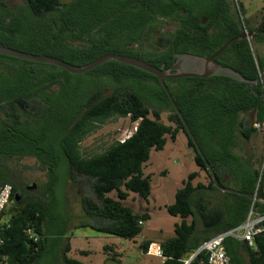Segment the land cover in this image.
<instances>
[{"label":"trees","instance_id":"1","mask_svg":"<svg viewBox=\"0 0 264 264\" xmlns=\"http://www.w3.org/2000/svg\"><path fill=\"white\" fill-rule=\"evenodd\" d=\"M263 22L264 15H248L242 0H22L13 4L0 0V44L76 65L119 53L165 68L174 63L175 53L210 57L228 40L255 31ZM255 43L264 70L259 49L264 44V24ZM217 61L252 82L226 76L190 77L167 79V86L219 184L264 197V166L260 171L251 157L243 160L239 140V134L250 141L259 133L256 122L264 125V77L249 39L233 41ZM164 112L175 126L162 120ZM33 113L41 116L33 118ZM128 116L137 123L130 136L99 152L81 151L82 142L100 124ZM180 129L209 181L194 183L199 171L189 173L175 201L166 205L171 216L180 217L174 235L159 243H142L146 252L151 246L155 252L162 250L160 264H184L210 238L243 225L251 210L264 215V202L216 186L157 76L114 60L73 74L0 54V187L13 186L0 215V261L37 264L50 243L60 261L64 243L70 248L68 186L82 191L84 219L77 226L135 239L151 214L136 212L125 201L131 192L149 200L153 186L144 166L153 151L164 149L168 135L176 139ZM26 156L35 158L48 177L34 190L20 184L14 163ZM28 226L39 235L37 242L26 234ZM225 247L232 264H264V228L255 235L254 245L230 235ZM108 256L119 262L116 253ZM206 258L205 252H199L193 262Z\"/></svg>","mask_w":264,"mask_h":264},{"label":"rangeland","instance_id":"2","mask_svg":"<svg viewBox=\"0 0 264 264\" xmlns=\"http://www.w3.org/2000/svg\"><path fill=\"white\" fill-rule=\"evenodd\" d=\"M9 3H20L22 0H7ZM248 15L256 13L264 15V0H242ZM171 27V24L168 25ZM264 54V44L259 47ZM107 91L105 94H109ZM33 118L41 116L33 113ZM246 119L245 115H242ZM35 118V119H36ZM162 120L167 124L169 113L162 114ZM174 125V123H172ZM137 123L130 117L111 118L106 123L100 124L81 144V151L88 155L99 152L116 140H124L130 136ZM175 126V125H174ZM243 154L251 157L257 169L262 170L264 164V129L252 137L250 141L239 134ZM195 151L188 144V137L180 129L177 138L168 135L167 144L163 150L153 151L150 160L144 166L145 175H150L152 180V194L148 201L131 192L125 201L136 212L145 211L151 214V219L145 223L143 232L135 239H124L111 234H104L90 227L77 226L83 221L84 213L80 202L82 191L75 186L66 189L67 213L71 217V226L68 231L70 238L59 250L60 261L55 254L56 247L51 243L37 264H75L69 260H76L80 264H160L162 258L153 252L143 250L145 240L154 242L164 241L174 235V224L180 217L171 216L166 205L175 201V193L181 187L183 179L193 171H199V176L194 183H208L209 177L205 170L200 169L195 163ZM18 167L20 184L43 186L48 177L35 158L26 156L15 162ZM115 196V193H111ZM255 216L253 215L252 218ZM108 245L112 248L105 249ZM113 249V250H112ZM116 253L119 262L109 260V254Z\"/></svg>","mask_w":264,"mask_h":264},{"label":"water","instance_id":"3","mask_svg":"<svg viewBox=\"0 0 264 264\" xmlns=\"http://www.w3.org/2000/svg\"><path fill=\"white\" fill-rule=\"evenodd\" d=\"M264 22L255 30V31H245L241 35L228 40L223 47H221L216 53L211 55L210 57H205L201 55H197L194 53L189 52H179L175 53V61L172 65L165 67V68H159L150 62L134 57V56H128L124 54L119 53H108L105 55H102L91 62L85 64V65H76L72 64L70 62H67L61 58L47 55V54H34L25 52L22 50H18L3 44H0V54L11 56L14 58H19L26 61L36 62V63H43V64H49L54 65L60 68H63L64 70L73 73V74H84L87 73L96 67L114 60L118 61L123 64L131 65L134 67H137L143 71H146L148 73H151L155 76H157L166 90L169 99L174 107V109L179 114L180 118L182 119L184 123V127L192 139L194 146L198 153H200L206 163L207 169L212 174L213 180L218 188H220L223 191H229V192H236V193H243L247 196H249L251 199L256 201L264 202V197L257 195L255 193H244L241 192L235 188L221 186L219 184V181L217 179L215 170L213 169V166L207 159L206 155L204 154L196 136L192 132L189 124L187 123L186 119L184 118L183 113L177 106L173 95L167 86L166 80L167 79H182V78H190V77H202V78H209L212 76H226L230 77L232 79L241 81V82H252L250 79L245 78L239 71L235 70L232 67L222 65L220 62L217 61V57L224 52V50L235 40L237 39H249L252 45V49L256 58V61L259 65V68L261 70V74L264 77V70L261 66V62L258 55L257 46L255 43V35L260 31L261 27L263 26ZM37 185L34 183L33 185L27 186V190H34L36 189ZM17 195V200H19V194Z\"/></svg>","mask_w":264,"mask_h":264},{"label":"built area","instance_id":"4","mask_svg":"<svg viewBox=\"0 0 264 264\" xmlns=\"http://www.w3.org/2000/svg\"><path fill=\"white\" fill-rule=\"evenodd\" d=\"M254 126L258 130H263L264 125L256 122ZM264 166V164H263ZM263 171V167H262ZM13 191V186L10 183H6L0 187V215L6 209L9 204L11 194ZM255 216L252 218V216ZM263 221L264 215L255 213L253 210L250 211L247 221L241 225L240 227L233 229L231 231L218 234L201 245L196 253H194L189 259L185 260L184 264H194L193 258L199 252H205L207 255L206 260L200 261L198 264H232L231 257L227 253L225 247V238L227 236L233 235L236 237H240L248 242L249 245H254V237L257 233L263 230ZM26 234L33 239L34 242L39 240V235L35 232L34 228L28 226L26 229ZM3 245V239L0 236V248ZM153 246L150 247L149 252H153L154 254L160 256L163 260V252L159 248L158 251L152 250ZM37 249V248H36ZM0 264H6L4 261H0Z\"/></svg>","mask_w":264,"mask_h":264},{"label":"crops","instance_id":"5","mask_svg":"<svg viewBox=\"0 0 264 264\" xmlns=\"http://www.w3.org/2000/svg\"><path fill=\"white\" fill-rule=\"evenodd\" d=\"M5 219H6V217H4V218L2 219L1 223H2L3 221H5ZM179 221H180V218H179V220H176V222H179ZM176 222H175V223H176ZM170 237H171V236H170ZM168 238H169V237H168ZM239 239H241V238L239 237ZM162 241H163V240H162ZM162 241H161V242H162ZM162 261H163V260H162Z\"/></svg>","mask_w":264,"mask_h":264},{"label":"flooded vegetation","instance_id":"6","mask_svg":"<svg viewBox=\"0 0 264 264\" xmlns=\"http://www.w3.org/2000/svg\"><path fill=\"white\" fill-rule=\"evenodd\" d=\"M247 157H248V156L245 155V154L242 156L243 160L246 159ZM251 161H252V159H251ZM252 162H253V161H252Z\"/></svg>","mask_w":264,"mask_h":264}]
</instances>
